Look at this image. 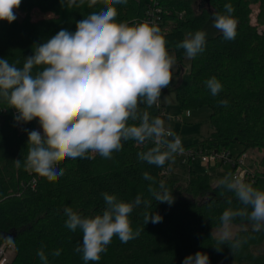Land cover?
<instances>
[{
  "label": "trees",
  "instance_id": "obj_1",
  "mask_svg": "<svg viewBox=\"0 0 264 264\" xmlns=\"http://www.w3.org/2000/svg\"><path fill=\"white\" fill-rule=\"evenodd\" d=\"M158 2L164 11L162 35L181 68L187 58L184 50L175 45L188 33L206 28L210 14L205 6L224 14V5H232L236 38L226 41L221 32L207 37L205 50L189 59L190 69L181 75L180 83L172 91L182 110L204 106L211 110L210 138L186 148L205 153L230 150L232 145L239 144L244 147L240 154L254 148L261 150L258 161L261 170L256 168L249 183L264 190V36L250 21V5L258 4V22L264 25V0H209L208 4L203 0L200 9H204L200 12L195 11L193 0ZM150 3V0H128L127 4L116 5L117 21L129 24L148 21ZM103 7V3H98L89 8L85 2L83 6L68 8L60 0H22L18 9L25 14L23 19L17 18L10 24L0 21V58H7L10 63L19 61L17 66L22 67L24 57L33 54L34 44L49 39L62 28L74 32L77 21ZM35 9L52 17L33 22L31 13ZM213 76L223 86L216 96L211 95L204 83ZM221 100H227L228 104L222 105ZM140 109L146 110L150 117H160L163 111L160 104L151 108L141 105ZM15 114V109L0 101V246L5 243L15 246L8 264H42L37 256L42 247L49 264H84L81 254L74 251L82 242V233L65 227L64 209L71 207L86 217L101 214L106 207L101 195L104 192L125 202L141 197L143 202L129 216L133 230L139 229L140 234L127 243L114 236L100 261L89 264H183L185 257L197 251L209 256V264H264V254L250 251L264 237V229L245 228L224 243L214 234L215 229L223 226L220 217L226 209L243 207L234 192L221 184L225 178H233V169L214 185L209 174L190 167L187 181H182L169 170L171 161L160 168L138 159V153L153 146L150 142L137 144L130 140L123 143L122 150L113 152L112 166L104 168L91 154V158L69 159L58 165L64 168V174L49 182L24 167L28 131L37 130L39 123L37 120L17 123ZM17 159L20 167L15 164ZM145 172L154 181L145 180ZM160 181L174 197L171 205L157 201L148 191L151 184L159 193ZM150 213L159 214L162 221L145 224L144 218ZM231 224L253 225L246 217H236ZM9 236L14 243L6 242L5 237ZM236 240L241 244L231 250ZM56 249L61 250L58 257L51 255Z\"/></svg>",
  "mask_w": 264,
  "mask_h": 264
},
{
  "label": "clouds",
  "instance_id": "obj_2",
  "mask_svg": "<svg viewBox=\"0 0 264 264\" xmlns=\"http://www.w3.org/2000/svg\"><path fill=\"white\" fill-rule=\"evenodd\" d=\"M21 2L0 0V21L14 22ZM85 2L89 8L98 3L104 7L77 21L74 32L62 28L49 39L34 44L33 54L24 57L22 67L17 66L19 61L10 63L7 58H0V101L15 109L17 123L37 120L40 126V130L28 131L25 170L49 182L64 174V168L58 167L62 162L91 158L93 153L110 159L130 140L137 144L150 142L153 146L138 153V159L160 168L183 152L180 138L165 128L164 121L140 109L141 105L158 106L162 90L172 81L176 57L169 54L160 28L147 21H117L115 6L127 4L128 0H60L68 8L83 6ZM224 9V14L212 13L213 26L224 40L232 41L237 35L234 9L231 4H225ZM206 36L202 30L190 32L175 47L183 49L187 59H194L205 50ZM204 83L213 96L222 91V83L215 76ZM220 103L226 106L228 101ZM20 163V159L15 160L17 167ZM143 178L154 181L148 172ZM221 184L234 192L243 205L226 209L220 217L223 225H230L236 217H246L254 230L264 229V190L239 177L225 178ZM159 189L158 193L150 184L148 191L157 201L171 205L174 197L163 181L159 182ZM101 195L106 205L101 214L86 217L71 207L64 209L65 227L82 233V242L74 251L81 254L84 264L99 262L114 236L127 243L140 234L139 229L133 230L129 216L143 202L141 197L125 202L108 192ZM149 221L160 223L162 217L150 213L144 218L145 224ZM230 238L225 231L220 242ZM5 240L14 243L10 236ZM240 244L236 240L231 250ZM60 254V249L51 253L54 257ZM37 256L42 264H49L43 247ZM183 264H209V256L197 251L185 257Z\"/></svg>",
  "mask_w": 264,
  "mask_h": 264
},
{
  "label": "rangeland",
  "instance_id": "obj_3",
  "mask_svg": "<svg viewBox=\"0 0 264 264\" xmlns=\"http://www.w3.org/2000/svg\"><path fill=\"white\" fill-rule=\"evenodd\" d=\"M202 1L203 0H193V7L196 12H200L202 9H204H200ZM250 9V21L252 25L257 26L259 34L264 36V25H260L258 22L259 5L252 3L250 5ZM205 10L208 11V13L210 14V21L206 28L203 30L206 32L207 38L220 31L213 26L212 13L215 12L213 8L205 6ZM15 15L20 20L25 17V14L22 13L19 9L15 11ZM31 17L32 21L35 22L40 19L50 18L52 17V15L49 13L44 14L39 9H35L32 11ZM169 54L175 55L174 52H169ZM189 69V59H186V61L184 62V67L182 68L179 67V64L176 60V64L173 66L172 69V81L168 88L162 90L161 99L159 101L163 109L160 118L164 121L165 128L174 132L183 141L185 146L200 143L204 140L209 139L212 132V127L210 124V108L204 106L201 108L182 110L176 99L175 93L172 91V88L180 83L181 75ZM169 139H171V137H169ZM243 150L244 147L239 144H234L230 147V152L234 156H237ZM245 154L247 156L246 165L248 166V168L251 169L253 173L255 172L256 168L257 170H261V168L258 167V161L261 160L262 151L254 148L247 150ZM94 157L95 159H99V161H101L100 165L103 164L104 168L112 166V162L110 161L111 158L106 159L101 157L99 154H95ZM186 162L187 160L184 156H178L177 154L175 155L174 160L170 162L169 170L175 177L181 179L182 181H187L189 177L190 167L199 171L202 174H209L210 181L214 185L219 183L227 175V173L233 169L231 163H226L222 165L211 164L210 171L212 172H210L208 170V167L202 163L199 156H196L195 160L191 163ZM245 228L254 229L253 225L244 226L230 224L228 226L223 225L220 228L215 229L214 234L220 238L225 231H228L230 233V239H232L238 234V232ZM250 251L257 255L264 254V237L258 244L252 245ZM13 255L14 250L9 253L8 260H10Z\"/></svg>",
  "mask_w": 264,
  "mask_h": 264
},
{
  "label": "built area",
  "instance_id": "obj_4",
  "mask_svg": "<svg viewBox=\"0 0 264 264\" xmlns=\"http://www.w3.org/2000/svg\"><path fill=\"white\" fill-rule=\"evenodd\" d=\"M150 8H149V20L147 22L154 23L156 26L160 28L162 34V15L164 13L163 8L160 6L158 0H150ZM180 17H183V14H180ZM160 104V103H159ZM161 105V104H160ZM37 130H40V126H38ZM181 140V139H180ZM181 144L183 147V152L178 153V156H184L187 160L186 163H191L195 160L196 156H199L202 163L206 165L208 168L211 164H226L231 163L233 166V178L239 177L245 183H249L253 181V172L246 165V154H238L234 156L230 150L223 148L221 150H212L210 152H202V150L195 148H186L183 141L181 140ZM95 156V153L91 154ZM189 161V162H188ZM15 250V246L12 244H3L0 246V264H5L9 258V253Z\"/></svg>",
  "mask_w": 264,
  "mask_h": 264
},
{
  "label": "crops",
  "instance_id": "obj_5",
  "mask_svg": "<svg viewBox=\"0 0 264 264\" xmlns=\"http://www.w3.org/2000/svg\"><path fill=\"white\" fill-rule=\"evenodd\" d=\"M208 170L210 171V167L208 168ZM210 172H212V171H210ZM11 259H12V258H11ZM11 259H10V260H11ZM10 260L6 261L5 264H8V263L10 262Z\"/></svg>",
  "mask_w": 264,
  "mask_h": 264
},
{
  "label": "water",
  "instance_id": "obj_6",
  "mask_svg": "<svg viewBox=\"0 0 264 264\" xmlns=\"http://www.w3.org/2000/svg\"><path fill=\"white\" fill-rule=\"evenodd\" d=\"M205 3H207V4H208V3H209V0H205Z\"/></svg>",
  "mask_w": 264,
  "mask_h": 264
}]
</instances>
